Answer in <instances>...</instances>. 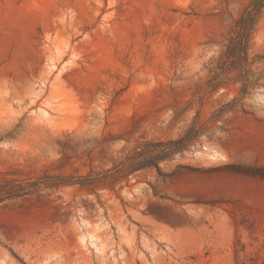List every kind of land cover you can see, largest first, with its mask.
<instances>
[{
	"label": "rangeland",
	"instance_id": "rangeland-1",
	"mask_svg": "<svg viewBox=\"0 0 264 264\" xmlns=\"http://www.w3.org/2000/svg\"><path fill=\"white\" fill-rule=\"evenodd\" d=\"M247 1L0 0V184L200 131L159 171L0 202V264H264V11L244 92L206 86Z\"/></svg>",
	"mask_w": 264,
	"mask_h": 264
},
{
	"label": "trees",
	"instance_id": "trees-1",
	"mask_svg": "<svg viewBox=\"0 0 264 264\" xmlns=\"http://www.w3.org/2000/svg\"><path fill=\"white\" fill-rule=\"evenodd\" d=\"M263 11L264 0H248L234 18L227 41L210 69L211 75L206 86L211 91L226 85L230 79L227 75L236 72V77L243 80L241 92H244L251 74L250 67L255 60V56L250 58V43ZM199 134V128L194 123L176 138L147 141L122 157L112 168L100 173L89 171L78 176L42 174L34 179L27 178L25 182L23 179L5 178L0 184V202L32 195L46 188L67 185H78L88 191H93L99 186L111 188L122 178L136 171L149 167L159 171L160 161L187 149Z\"/></svg>",
	"mask_w": 264,
	"mask_h": 264
}]
</instances>
